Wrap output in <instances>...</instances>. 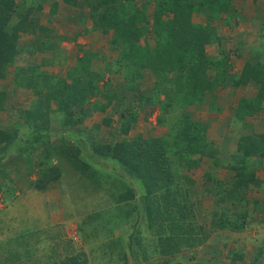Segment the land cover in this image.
Listing matches in <instances>:
<instances>
[{
    "label": "trees",
    "instance_id": "trees-1",
    "mask_svg": "<svg viewBox=\"0 0 264 264\" xmlns=\"http://www.w3.org/2000/svg\"><path fill=\"white\" fill-rule=\"evenodd\" d=\"M27 1L0 0V70L8 63H12L16 53L19 52L17 30L25 24L32 26L37 22L27 17L24 19L16 17L18 7L19 9L23 7L22 3L27 4ZM64 1L69 5L76 6L77 0ZM85 1L90 8L93 29L113 34L110 42L118 47L116 65L108 67L104 73H88L84 76L80 73L82 81L79 86L76 73L75 81L77 82L75 84L72 82L67 85L62 84L63 86L59 84L56 89L51 85L47 86L48 92L44 93V96L43 92L39 90L40 98L28 115L35 117L36 113L37 115L41 113L39 115L44 122L50 119V113L62 112L64 127L68 129L82 123L93 112L106 111L107 103H102L99 100L90 101L89 96L107 97L108 100L118 98L115 92L118 89H114V91L112 88H108V84L105 83L101 90L97 85L98 80L103 77L105 72L110 71L123 75L126 87L135 93H140L138 91L140 78L144 71L154 73V77H156L154 91L160 90L162 83L170 78L172 83H176L177 95L181 97V101H178L179 106L187 107L180 116L178 114L179 124L173 134L153 138H123L111 143L99 142L97 136L90 138L92 139V143L89 145L91 151H99L98 158L117 164L124 171L125 179H128L125 183L121 181L114 183L116 188L118 187V191L110 194L112 200L110 204L112 206L109 207L112 209L110 216L105 214L107 218L103 217L99 222L101 211H98L91 216H94L93 219L88 218L89 224L94 225L92 231L101 232L105 237V240L100 242V249L106 260L96 264H152L153 257L157 258L155 264H206L195 259L185 263L182 260H172L170 256L180 253L183 255L182 253L185 251L203 244L206 239L203 226L196 217L198 209L194 208L198 199L190 194L188 186L180 177L183 175L184 169H190L205 155L215 160L218 159L205 147L207 141L203 137V135L205 136L204 125L187 109L189 106L203 101L205 93L212 89L214 80H217L207 75V66H205L208 59L205 58L204 44L212 38L211 32L209 28L195 22L193 17L199 12L204 14L203 10L209 9L207 15L212 18L215 14L225 10L224 6L221 5V0H148L149 3L155 4L152 17L149 19L145 10L120 12L121 0H96L95 4L93 0ZM42 2L45 0L38 1L39 6L42 5ZM56 5L54 3V6ZM8 20H12L11 23H8ZM150 30L156 35L153 38L155 42L152 46H149L146 37H144L151 32ZM139 41L144 42L141 44ZM71 74L70 76L73 77ZM30 79H32L30 86H33L37 79L34 76ZM82 82L85 83L82 84ZM3 96L4 94L0 93V100L4 98ZM50 98L58 101L61 105L60 110H48ZM140 99L143 101L144 97L142 96ZM259 99L260 96L257 101ZM145 103L147 105L156 104L152 97L145 98ZM76 104H87V108L80 107L79 111L73 110V106ZM209 106L212 110L217 109L215 105L209 104ZM253 106L256 107V105ZM57 120L59 121V119ZM127 120L123 121L121 125V131L124 134L128 132L130 123L134 121L130 117ZM110 121V118L105 117L102 123L109 125ZM35 126L37 131L34 134L37 135L34 136L33 145L38 141L46 143L42 137L40 126ZM101 126L103 125L96 124L94 133H97ZM71 132L74 131L71 130ZM12 134L11 131L0 130V138L4 141H10ZM81 136L86 135L81 134ZM1 139L0 143L4 142ZM80 140L76 143L75 150L68 146L67 150L60 148V151H62V156H70L75 170L82 172V169H85V166L90 163L88 160L83 162L79 158V151L83 146L81 143L83 140ZM241 141H243L245 152H249V146L255 145L250 137L243 138ZM62 142L64 143L63 139ZM63 146L65 147L64 144ZM26 153L30 154L29 150ZM90 153L89 158L93 156L92 152ZM241 162L238 157V161L234 164L228 163L224 166L236 172L240 182L249 180L258 185L254 174L243 164L245 161ZM41 163H38L36 168L32 167L30 171L28 170V173H36L33 185L39 190H45L58 179L59 174L56 167H45ZM1 173L3 174V172ZM109 185V190L113 189L112 184ZM14 189V186H6L5 181L0 182V191L12 194ZM242 193L245 195V188L240 184L239 188L228 189L225 194L217 195L219 210L213 213V224L225 230H240L244 227L243 213L231 211L228 208L230 199H226L230 196L238 198ZM105 210L108 211V208ZM121 223L125 225V228L122 230L120 227L119 231L121 232L117 233L116 229ZM86 224L87 221L81 223L79 229L84 234V242L88 244L90 242L88 236L91 235L85 233V229H83ZM4 240L8 241V238ZM4 240L0 241V248L5 244ZM10 249L8 256L18 254L17 250L12 247ZM90 249L93 250V248ZM82 251L81 248V253ZM262 252L263 249L258 248V252L254 256L256 264H263L261 263L264 260ZM236 253V251L230 253L233 258L232 262L240 259L239 254ZM8 256L5 255L2 261L7 260ZM78 256L81 258L78 259L79 257L72 255L61 261L60 264H88V258L85 257L84 251L82 255L78 254Z\"/></svg>",
    "mask_w": 264,
    "mask_h": 264
},
{
    "label": "rangeland",
    "instance_id": "rangeland-1",
    "mask_svg": "<svg viewBox=\"0 0 264 264\" xmlns=\"http://www.w3.org/2000/svg\"><path fill=\"white\" fill-rule=\"evenodd\" d=\"M38 1L28 0L26 2L27 4L22 3L24 6L20 9L18 7L16 12L17 15L15 13L13 14L16 15V17L18 16V18L21 17L24 19L27 17L39 23V19L50 17L51 14L55 13L57 5L54 6V3H52V5H47L46 2H42V5L39 6L40 4ZM95 1L96 0H93L94 4ZM121 1L120 12L128 13L137 10H145L148 18L152 17L154 11L153 2L149 3L148 0H145V3L141 0ZM51 17H53V15ZM11 21L12 20H8V23H11ZM32 26L25 24L22 28L17 30L18 38L20 34H30L35 30H44L42 28L39 29L35 24L34 27ZM150 31L151 32H149L148 35H144V37H146L149 46H152L155 42L153 38H155L156 35L152 30ZM93 32L95 37H87L85 39L87 43L84 44V47L81 46L82 50H79L75 55L77 56L82 53L81 56L76 59L77 62L75 66L78 65L76 68L66 65L64 60L61 61L59 59L58 62L55 63L58 65L56 66L58 71L55 72L52 70V74L41 73L38 70L35 72L28 70V72L20 73L16 68L18 67L17 64L13 62H17L18 59L26 57V51H19L16 55L14 54L15 57L13 62L8 63L9 65L0 70V93L4 94V98L0 100V130H16V132H13L10 141H4L0 138L4 141L0 143V166L2 167H0V173L3 172V174H1L2 176L4 175L0 177V182L2 179L5 181L6 186H15V189L12 191L14 193L12 194L0 191V208L4 207L3 212H0V241L8 238V241L4 240L5 244L0 248V264H60L61 261L66 258L68 259L72 255L79 257L78 254L82 255L83 251L85 257L88 258V264L104 262L106 258L103 257L104 255H102L101 249L96 245H99L102 240H105V237L101 232L92 231L94 225L91 226V224H89L88 218L93 219L94 216H91L98 211H101V218L98 219L99 222L102 221L103 217L107 218L106 215L110 216L112 209H109V207L112 206L110 205L112 200L108 192L110 189L109 184L112 183L110 178L106 175L119 174V176L123 178L124 171H122L117 164L109 162L110 160L98 158L100 154L99 151H91L92 149L89 145L92 143V139L90 138L94 136L95 125L101 124L103 125L102 127L106 128V131L109 132L110 130L107 126L110 128H119L123 121L129 119V117L132 118L134 121L129 125V132L126 134L122 133L123 136L120 137L116 136L113 141H118L123 138H151V136L156 135L154 131H157L160 126L165 127L167 130V134L165 135H168L170 133H175L179 124L178 114L180 116L187 108L179 106L178 101H181V97L177 95L176 83H172L170 78L162 83L160 90L154 91L153 87L156 77H154L155 75L151 71H144L140 78L138 90L140 93H135L126 87L123 75L111 73L110 71L105 72V76L103 75V77L98 80L97 85L101 90L105 83L108 84V88H112L113 90L118 89V91L114 90L118 98L108 100L107 97L96 95L89 96L90 101L99 100L102 103H107L106 111L93 112L88 115L82 123L68 129L64 127V114L62 112H54L55 114L50 113V119L44 122H42V118L39 115L41 113L38 115L36 113L35 117L28 115L29 111L33 110L36 106L38 98H40V94L38 93L39 90L43 92L42 94L44 96V93L48 92L46 87L50 85L56 89V86L59 84L63 86L71 82L75 84L78 81L77 83L79 86L82 81V78L80 79V73H82L83 76L88 73H104L108 67L116 65L115 60L118 55V47H115L112 42H110L113 35L112 32L97 33L95 29H93ZM144 41H139V43L143 44ZM79 59L80 62H78ZM51 61L52 57L49 58V65H51ZM217 62L221 64V61L217 60ZM213 63L217 64L215 61ZM72 71L73 74H71ZM76 73L78 74L77 81H75L77 79L75 77ZM70 74L73 75V77H71ZM33 76L37 80L33 83V86H30V81H32L30 77ZM169 76L171 75L169 74ZM210 77L212 78V76ZM83 83L85 82H82V84ZM26 84H29V86H26ZM142 96L144 97L143 101L140 99ZM150 97L155 100L156 104L147 105L145 103V98ZM20 99L23 100L22 104L19 101ZM80 107L86 109L87 104H76L73 106V110L79 111ZM47 108L50 111H58L61 109V105L56 99L50 98ZM189 108L187 111L190 110ZM190 113L192 112L190 111ZM105 117L111 119V125H104L102 123ZM142 117L143 119H141L140 122L139 119ZM157 117L161 119V123L155 125ZM194 117L196 119L200 118L199 120L201 121L202 113H199L198 117L195 113ZM57 119H59V121ZM36 123L37 125H42V128L47 130V132L42 134L46 143L38 141L36 142L38 145H33L34 136L37 135L34 134L35 131H37L35 126ZM154 126H158V129H155ZM71 130L74 132H71ZM81 132L86 136H81ZM108 132L105 134H108ZM203 137H205L207 141L205 147H207L212 154L217 156L216 147L212 144L213 141L207 139V132ZM60 139H63L65 147L63 146V142L61 147L57 146L60 143ZM80 139L83 140L81 142L83 146L80 148L79 158L83 160V162L88 160L90 163L85 166V169H82V172L75 170L70 161V156H62V151H60V148L67 150L66 148L68 146L71 147L72 150H75V147L77 148L76 143ZM70 140H73L74 144H71ZM98 140H101V138H98ZM66 142L67 144H65ZM9 144L16 145H14L15 147H10ZM22 147L28 149L30 154L26 153L28 150H24ZM46 150L49 156L45 154ZM90 152H92L93 156L89 158L91 155ZM20 155L23 159L20 161L21 163L18 161ZM235 156L237 157L235 158ZM238 157V155L233 154L231 157L229 156L227 162L234 164L238 161ZM224 158L225 157H222L223 160H225ZM38 161L40 163L44 162L41 163L43 164L42 166L56 167L59 174L58 179L45 190L37 189L32 183L29 184L27 180V177L33 173H28V170L30 171L32 167L36 166L35 163H39ZM8 166H10V168H7ZM262 172L264 174V169ZM113 190L117 193L118 187L116 188V185H114ZM99 208H101V210ZM106 208H108V211L105 210ZM196 209H198V211L200 210L198 207ZM212 210H214L213 212L219 210V205H213ZM96 215L98 216V214ZM84 221H87V224L83 229H85V233L91 235L88 236V240L91 239V243H94L93 250L90 249L92 248L91 244L90 248L86 247L87 242L83 240L84 234L79 229L80 224L84 223ZM96 224L98 225V223ZM120 227L123 230L125 225L121 223L116 229L117 233L121 232L119 231ZM237 233H239V231H229L225 229L210 233L208 242L211 245L215 244L216 247L220 246L219 252L216 254H219L220 259L225 260V263L228 262V259H226V252L228 250V248H226L227 244H232V241H230L232 239L231 237L235 238L236 235H239ZM146 236L148 237L147 234ZM34 238L35 240H33ZM150 244L149 241V245ZM84 245L85 247L83 248ZM10 247L17 250L18 254L12 255L11 257L8 256V252L11 250ZM81 248L83 249L82 253ZM98 248L100 249L99 252ZM203 249L204 253L202 251L200 252L202 259L208 261V264H214L209 247L204 245ZM97 252L99 253L98 255ZM5 255L8 256V259L2 261ZM80 258L81 257L78 259ZM156 259L155 257L152 258V264H155ZM219 262L220 261H218V263Z\"/></svg>",
    "mask_w": 264,
    "mask_h": 264
},
{
    "label": "crops",
    "instance_id": "crops-1",
    "mask_svg": "<svg viewBox=\"0 0 264 264\" xmlns=\"http://www.w3.org/2000/svg\"><path fill=\"white\" fill-rule=\"evenodd\" d=\"M141 1L145 3V0ZM45 2L47 5L56 3L57 9L55 13L51 14L53 17H44L39 19V23H35V26L44 30L20 34V37L17 38V49L26 51V57L13 62L17 64L16 68L20 73L38 70L41 73L52 74V70L58 71L56 67L58 65L55 63L59 59L64 60L66 65L75 66L76 59L82 53L75 55L79 50H82L81 46L84 47V44L87 43L85 39L95 37L93 21L85 0H77L76 6L69 5L64 0H45ZM221 5L225 10L215 14L212 18L207 15L209 9L203 10L204 14L199 12L193 17L195 22L209 28L211 32L212 38L204 44L205 58L208 59L205 66H207V75L217 80H214L212 89L205 93L203 101H199L189 108V112L191 111L193 115L196 113L197 117L199 113H202L201 121L200 118L197 120L204 125L207 139L213 141L212 144L216 147L217 157H219L215 160L203 156L193 167L188 170L184 169L183 175L180 177L188 186L190 194L198 199L194 208L195 210L197 207L200 209L196 210V217L203 226L206 239L203 244L185 251L182 253L183 255L180 253L170 256V259L182 260L185 263L195 259L207 263L208 261L203 260L200 256L201 251L204 253L203 247L206 245L211 251L210 255L214 264H256L254 256L258 252V248L263 249L262 255H264V174L262 172L264 169V0H221ZM97 33L100 32L97 31ZM50 57H52L51 65H49ZM217 60L221 61V64H218ZM214 61L217 64H214ZM259 96L260 99L257 101ZM19 101L21 104L23 103L22 99ZM209 104L215 105L217 109L212 110ZM141 119L143 117L139 119L140 122ZM156 121L155 125L161 123V119L158 117ZM38 126L43 134L47 132L42 128V125ZM154 127L158 129V126ZM107 128L110 130L109 132L101 126L97 133H93L94 136L101 138L98 140L99 142L111 143L115 142L113 139L116 136H123L121 127L110 128L107 126ZM105 131L108 134H105ZM154 132L156 135L151 138L167 134V130L163 126ZM247 137L255 142V145L249 146V152H245L243 141H241ZM70 141L71 144H74L73 140ZM59 142L57 146L61 147L62 140L60 139ZM14 145L16 144H9L10 147H15ZM45 154L48 155L47 151ZM233 154L239 156V162L245 161L243 164L254 174L258 185L249 180L240 182L236 172L224 166L228 164L227 159ZM221 156L225 157V160ZM21 160L23 159L20 155L18 161ZM37 164L36 162L35 165ZM35 174L32 173L27 177L29 184H33L36 178ZM106 176L110 178L113 187L114 183L128 181L124 176L120 177L119 174ZM0 177H3L1 173ZM240 184L245 188V195L242 193L238 198L230 196L226 199H230L228 208L231 211L243 213L245 224L240 230H229L239 231L237 233L239 235H236L235 238L231 237L232 244H227L226 259L228 262L225 263V260L220 259V255L216 254L219 252L220 246L216 247L215 244L211 245L208 242L210 233L221 229L212 223L214 213L212 206L217 205L218 194L222 195L228 189L239 188ZM112 190H109V195L116 192ZM3 209L4 207L0 208V212H3ZM99 209L101 210V208ZM88 241L90 242L86 247L90 248L91 244L93 248L94 243H91V239ZM96 246L100 248V244ZM230 250L236 251L240 259L232 262ZM262 257L264 258V256ZM218 261L220 262L218 263ZM261 263L264 264V260Z\"/></svg>",
    "mask_w": 264,
    "mask_h": 264
}]
</instances>
